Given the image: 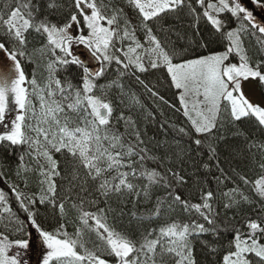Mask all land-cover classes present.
I'll use <instances>...</instances> for the list:
<instances>
[{"label": "snow or ice", "instance_id": "6c2138e0", "mask_svg": "<svg viewBox=\"0 0 264 264\" xmlns=\"http://www.w3.org/2000/svg\"><path fill=\"white\" fill-rule=\"evenodd\" d=\"M46 7L58 13L60 21L41 16L36 0H0V59L6 60L0 64V126L7 129L0 134V144L26 147L34 161V167L29 168L25 156L20 155L15 171L18 183L9 184L19 211L26 214L24 219L0 191V223L5 229L0 231V264H27L21 250L28 249L30 242L10 239L7 231L23 233L25 221L30 222L45 249L42 264H196L193 241L204 234L215 237L208 246L210 254L218 253L213 245L227 229L214 206L217 191L224 198L225 210H239L255 202L239 184L251 185L250 192L259 198L264 212V144L257 146L244 128L250 124L264 131V99L253 103L243 89L245 82L264 88V23L254 15L257 9L264 11V0H127L126 7L134 16L113 0H46ZM185 8L197 30L201 19L210 25L211 35H218L225 44L223 51L184 59L175 47L168 49L153 25ZM233 19L236 26L229 27ZM77 25L78 35L73 32ZM137 31L143 32V42ZM31 33L41 42L30 51ZM253 38L256 44L250 53L245 40L250 43ZM74 43L83 45L98 62L95 71L82 67L78 84L58 75L62 68L81 65L72 52ZM26 63L43 67L47 73L43 82L36 78L35 68L28 76ZM113 64L117 66L116 79L98 83ZM149 69L166 71L168 86L177 90V111L182 110L196 134L192 139L197 149L204 144L197 137H215L220 128L231 124L249 152L258 147L259 178L252 181L246 175L226 174L219 164L218 148L209 143V162L202 163L211 172L210 162L216 161L217 191L197 185L200 197L192 202L179 191L188 184L185 175L171 167L164 171L148 167V160L157 159L162 167L167 154L159 158L151 154L136 121L124 110L117 115L116 108L128 107L126 99L132 105L140 104L135 94L125 90L123 78L127 76H134L147 93L164 101L155 86L149 87L137 75ZM113 90H119L117 100L110 96ZM113 120L116 125L124 123L125 133ZM179 131L188 134L185 128ZM125 134L130 138L127 142ZM57 155L64 161L63 171ZM176 157L181 159L180 153ZM29 173L37 177V193L20 188V184L29 187ZM57 178L68 180L69 195H60ZM230 179L237 187L223 191L221 186L226 188ZM159 187L167 197L153 202L152 192ZM75 189L79 203H72L77 216L70 234L65 205ZM113 199L117 207H113ZM141 199L151 205L144 215L126 210L129 202L137 207ZM85 202L95 211L85 209ZM39 206L46 211L51 206L53 217L59 212L60 222L53 230L38 222ZM178 213L187 216V221L178 220ZM125 216L128 227L118 228L117 218L123 222ZM145 223L155 226L145 228ZM242 225H232L227 247L221 244V264H264V219L249 216Z\"/></svg>", "mask_w": 264, "mask_h": 264}, {"label": "trees", "instance_id": "16d2710c", "mask_svg": "<svg viewBox=\"0 0 264 264\" xmlns=\"http://www.w3.org/2000/svg\"><path fill=\"white\" fill-rule=\"evenodd\" d=\"M113 2L118 7L124 5L125 11L128 12V15L134 16V12L126 7L127 0H113ZM36 4L40 7L41 16L47 15L52 22L60 21V15L46 7V0H36ZM254 15L257 21L264 23V11L257 9ZM235 26L236 21L233 19L232 23L229 24V27ZM153 27L156 29L157 36L166 43L168 49L171 50L175 47L177 52L181 53L184 59L208 55L213 52H221L225 47V44L221 42L218 35H211L212 29L203 19L200 20L197 30L193 16L189 15L186 8L178 13L167 15L163 21L157 22ZM161 28L164 30L161 31ZM137 38L141 42L144 41L145 37L142 31H137ZM29 41V50L31 51L33 46L39 45L41 38L37 34L31 33L29 35ZM204 42H207L208 44L206 48L201 46ZM124 43L127 45L128 41H125ZM245 43L249 45V52L254 53L252 45L256 44L255 38H253L250 43L246 39ZM37 59L39 58L37 57ZM233 61L238 62L235 57L233 58ZM176 62L179 61L177 60ZM82 67V65H69L62 68L58 75L62 80L67 78L73 83L78 84L82 75ZM34 68L36 69V78L43 82L44 78L47 76L43 67L41 66L40 68H37L35 63L25 64V70L29 77L32 76ZM116 71L117 66L113 64L107 76L101 79L98 83L106 84L109 80L116 79ZM137 75L141 76L149 87L155 86V90L159 92L160 96L164 97V101H167V103H164V101L152 97L150 93L145 91L142 85L136 82L134 76L123 78L125 90L129 95L135 94L136 98L140 101V104L132 105L131 102L126 99L125 104L128 105V107H125V105H117V115L121 110H124L126 115L131 116L132 119L136 121L140 133L142 134L145 144L151 154L156 155L158 158L167 154L162 167L160 166L158 159L156 161L148 160V167L158 168L160 171H164L171 167L185 175L188 178V184L185 187L180 188L179 191L185 198H189L192 202L198 201L200 197V188L197 187V185L204 187L205 190H208V187L210 186L211 190L217 191V183L214 176H218L219 171L216 168V161L213 160L210 162L212 164L211 172L206 170L202 163L209 162L207 147L209 143L218 148L219 164L226 174L230 176L246 175V177L252 181L259 178L261 170L258 163H256V159L259 157L258 147H253L251 152H249L248 146L243 144L242 138L236 135L238 132L237 128L233 127L231 124H226L223 128H220L215 137H197L204 140V144L197 149V146L193 143L192 139L196 134L191 128L190 122H188L183 116L182 110L177 111V108H179L177 90L168 86L166 71L164 69H149L147 73H137ZM257 89L262 101V99H264V88L257 85ZM99 94L100 92L97 91V95ZM118 95L119 90H113L110 92V96L113 100H117ZM169 105H175V107H170ZM113 124L119 128L121 133H125L123 122L116 125L115 120H113ZM180 128H185L188 134L180 133ZM244 128H246L251 134L252 141H254L257 146L264 144V131L257 130L250 124H245ZM129 139L128 135L125 134L126 142ZM27 151L26 147L22 150L19 146L10 148L7 147L6 144H0V191L5 192V195L9 197L10 206L14 211H19V209L14 196L11 194L9 184L18 183L15 171L17 169V164L19 163L20 155L23 154L25 156L24 164L26 166L29 168L34 167V161H32L27 155ZM177 153H180L181 159H177ZM56 158L61 160L60 167L63 171L65 168L63 159L59 157V155H57ZM232 169H236V172H233ZM57 183L60 186V195L62 197L69 195L67 190L68 180L57 178ZM221 187L223 191H228L230 188L237 187V183L230 179L227 181L226 188L223 186ZM239 187L243 191L252 195L255 202L251 206L245 204L239 210H225L223 208L224 198L221 197L219 191H217V201L214 202V206L217 207L220 212V216L218 217L219 221L227 230L222 232L219 237V243L213 245L219 250L218 253L210 254L208 246L211 245V242L215 237L204 234L194 239L193 255L196 264H221V256L223 252L221 244H223L224 247H227V241L231 237V226L236 225L237 227H242V221L249 216L253 219L258 217L264 219V212L260 211L261 205L258 202L259 198L255 197V194L250 192L251 185H244L241 182ZM20 188L28 193H37L39 191L37 177L33 173H29V187L25 189L23 184H20ZM76 191H78V189L72 191V199L67 200L65 205L67 210L66 230L70 234L74 233V221L77 216L76 210L72 208V203L73 201L79 203V201L76 200ZM81 195H83V193ZM157 197L166 198L167 192L162 187L156 188L152 192L153 202H155ZM100 199L102 200L103 198L101 197ZM112 205L113 207H117L115 199H113ZM100 206L102 207L103 204ZM84 207L85 209H89L87 202H85ZM149 207H151V205L141 199L137 207H134V205L129 202L126 210L137 211L139 214L144 215L145 209ZM39 208L40 215L37 216L38 222L43 228L53 230L57 226V223L60 222L59 212L57 211L55 217H53L51 206H49L47 211L43 206H39ZM89 210L95 211L94 208ZM234 214L235 219H233ZM19 215L21 219H24L26 216L22 211H19ZM176 218L185 221L188 219V217L182 213H178ZM196 218H198V216ZM109 223H112L111 216L109 218ZM116 226L118 228H127L128 217L125 216L123 222H120L119 218H117ZM151 226L155 225H149L148 223H145L144 225L145 228ZM24 228L25 231L20 234L10 230L7 231L10 239L15 240L23 238L30 242V247L28 249L21 250L23 256L22 259L25 260L27 264H37L38 234L30 227V222L28 221H25ZM0 231H5L2 223H0ZM174 259L179 258L175 257Z\"/></svg>", "mask_w": 264, "mask_h": 264}, {"label": "rangeland", "instance_id": "374dc122", "mask_svg": "<svg viewBox=\"0 0 264 264\" xmlns=\"http://www.w3.org/2000/svg\"><path fill=\"white\" fill-rule=\"evenodd\" d=\"M245 3H248V0H245ZM249 6L251 7V5H249ZM73 32L75 34H77V35L80 34V29H79L78 25L73 29ZM79 49L87 50L83 45L74 43L73 47H72V52H73L74 56H75L76 52ZM5 62H6V60L0 59V64H3ZM243 89H244V92L247 95V97L253 103H261V98L259 96V92H258V89H257V83L256 82H245L244 85H243ZM12 115H14V113H12ZM6 130H7L6 127L0 126V134H3V132L6 131ZM37 243H38L37 264H42V257H43V254L45 252V249L42 247L41 239L39 238V236H38Z\"/></svg>", "mask_w": 264, "mask_h": 264}, {"label": "water", "instance_id": "95a60500", "mask_svg": "<svg viewBox=\"0 0 264 264\" xmlns=\"http://www.w3.org/2000/svg\"><path fill=\"white\" fill-rule=\"evenodd\" d=\"M76 56L83 66H87L90 71H95V61L87 51L79 50L77 51Z\"/></svg>", "mask_w": 264, "mask_h": 264}]
</instances>
